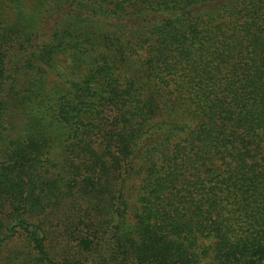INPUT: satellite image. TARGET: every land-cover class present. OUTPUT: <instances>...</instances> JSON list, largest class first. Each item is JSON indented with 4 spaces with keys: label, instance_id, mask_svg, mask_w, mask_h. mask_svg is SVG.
Returning <instances> with one entry per match:
<instances>
[{
    "label": "trees",
    "instance_id": "trees-1",
    "mask_svg": "<svg viewBox=\"0 0 264 264\" xmlns=\"http://www.w3.org/2000/svg\"><path fill=\"white\" fill-rule=\"evenodd\" d=\"M0 264H264V0H0Z\"/></svg>",
    "mask_w": 264,
    "mask_h": 264
}]
</instances>
